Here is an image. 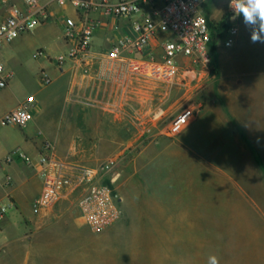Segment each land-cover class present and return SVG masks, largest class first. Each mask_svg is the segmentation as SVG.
I'll use <instances>...</instances> for the list:
<instances>
[{
    "label": "crops",
    "instance_id": "1",
    "mask_svg": "<svg viewBox=\"0 0 264 264\" xmlns=\"http://www.w3.org/2000/svg\"><path fill=\"white\" fill-rule=\"evenodd\" d=\"M69 1L61 6L57 0H41L51 21L38 25L35 34L58 39L60 49L54 56L44 48L35 52V57L46 59L31 69L40 78L42 93L46 92L41 96L14 95V102L12 93L0 89L1 126H5L2 117L24 103L33 102L34 116L15 135V145L0 140V161L16 148H22L33 159L32 165L14 161L0 171V203H14L0 231V264H78L80 245L84 248L89 240L94 241L93 230L83 224L73 203H59L52 209L34 207L43 190L39 155L44 140L55 145L60 158L94 167L121 148L114 136H126L134 129L136 119L160 109L174 117L185 102L178 95L181 89H174L169 97L166 89L160 90L153 81L132 77L126 66L110 55L116 41L139 38L134 25L150 17L155 8H162L164 0H137L141 11L128 20L102 9L83 11ZM83 1L101 5L103 0ZM10 2L25 8L24 0ZM227 4L228 0H212L207 5L208 14L220 20ZM8 16L9 6H0V24ZM85 18L99 22L90 56L59 65L53 58L76 45L65 35L67 24ZM30 34L18 40L35 37H28ZM171 38L169 32L156 28L147 45L123 56L163 61L165 44ZM221 48L217 47V57ZM39 50L43 55H37ZM18 54L19 48L12 43L0 52L7 87L16 78L15 70L23 69ZM179 61L183 66L192 65L184 57ZM4 63L14 70H7ZM42 72L52 80L49 91L42 84ZM196 78L203 85L195 96L203 105L202 112L178 137L154 134L152 142L140 146L133 161V176L139 182L150 183L154 213L156 207L166 208L168 213L174 207L177 213H185V206L206 205L207 186L213 183L218 212H236L232 208L242 201L241 205L264 214V63L219 61L211 73L199 71ZM194 90L188 89L189 96ZM125 158L123 155L120 162Z\"/></svg>",
    "mask_w": 264,
    "mask_h": 264
},
{
    "label": "built area",
    "instance_id": "2",
    "mask_svg": "<svg viewBox=\"0 0 264 264\" xmlns=\"http://www.w3.org/2000/svg\"><path fill=\"white\" fill-rule=\"evenodd\" d=\"M157 0H143L144 3H154ZM212 0H164L162 8H155L150 17L134 25L139 38L131 41L123 39L113 45L111 57L123 63L127 71L135 79H148L157 87L166 89L168 96L174 89L183 91L184 104L179 112L170 117L163 109L149 113L146 117H139L133 125L138 146H145L154 140L153 135L174 139L178 137L202 112V103L196 101L195 96L203 89L201 80L196 73L204 71L211 73L213 58L211 52L212 29L208 21L207 5ZM64 6L68 0H57ZM73 5L83 11L105 10L106 13L121 19H131L141 11V3L137 0H119L111 4L103 0L101 5H93L91 1L70 0ZM227 4V10L221 17L229 19V26L221 32L225 48H232L239 37L243 24L242 17H234L233 10ZM25 8L12 4L10 0H0V6H9V16L0 24V52L13 43L19 36L29 33L35 26L51 21V15L41 0H24ZM220 19V20H221ZM98 21L85 18L78 23H68L65 35L76 42L75 47L67 53L60 54L53 59L59 64L70 60H82L89 57L91 41ZM163 29L170 33L171 39L165 44L163 61L156 62L149 59L126 58L124 52H133L148 44L155 29ZM43 55V51H37ZM187 58L191 66H183L179 59ZM42 84L52 83L50 77L41 73ZM8 86L5 69L0 64V89ZM195 87L193 96H189L188 89ZM32 106L28 103L6 113L1 123L5 126L26 128L33 120ZM120 156L110 157L97 167H91L58 156L55 145L49 140L41 144L39 155V176L43 181V190L34 203L40 209H52L59 203L71 202L77 207L83 224L93 231L105 230L113 227L123 218L122 201L115 193V183L121 176L116 168ZM20 161L32 165L33 159L22 148L12 150L2 161L0 171L4 166ZM14 203H0V231Z\"/></svg>",
    "mask_w": 264,
    "mask_h": 264
},
{
    "label": "rangeland",
    "instance_id": "3",
    "mask_svg": "<svg viewBox=\"0 0 264 264\" xmlns=\"http://www.w3.org/2000/svg\"><path fill=\"white\" fill-rule=\"evenodd\" d=\"M210 18L219 20L214 16ZM39 27L35 26L28 36L34 38L27 41L16 38L12 43L20 50L17 56L23 69H16V78L1 91L12 93L14 102V95L28 97L40 93L41 96L46 92L42 93L40 78L31 70L46 62L44 57H35L36 50H50L52 56L60 52L58 39L35 34ZM223 44L221 37L217 47L222 48L219 57L215 55L213 66L219 61L264 63V44L251 42L250 31L244 23L236 44L232 48H225ZM53 65L56 67L55 63ZM4 66L7 70L13 68L9 63H4ZM47 88L49 91L52 86ZM21 129L0 124V140L9 146L15 145V135ZM114 138L121 148L109 157L126 155V161L122 160L116 168L121 176L114 186L116 195L124 198L121 203L123 218L111 228L93 231L94 241L89 240L84 248L80 245L78 264H209L212 256L217 258L218 264H264L262 212L252 206L241 205L242 201L238 207L232 208L236 212H218L220 208L214 204L213 183H208L206 205L185 206L182 208L185 213H177L174 207L169 209V213L166 208L156 207L154 213L150 183L139 182L133 176V161L139 152L136 153L139 146L135 131L130 129L126 136L117 134ZM130 161L131 165L125 164ZM10 214L11 210L8 216Z\"/></svg>",
    "mask_w": 264,
    "mask_h": 264
},
{
    "label": "clouds",
    "instance_id": "4",
    "mask_svg": "<svg viewBox=\"0 0 264 264\" xmlns=\"http://www.w3.org/2000/svg\"><path fill=\"white\" fill-rule=\"evenodd\" d=\"M234 19L242 17L243 23L250 31L252 43L264 44V0H230ZM209 264H218L215 256L209 258Z\"/></svg>",
    "mask_w": 264,
    "mask_h": 264
},
{
    "label": "trees",
    "instance_id": "5",
    "mask_svg": "<svg viewBox=\"0 0 264 264\" xmlns=\"http://www.w3.org/2000/svg\"><path fill=\"white\" fill-rule=\"evenodd\" d=\"M210 28L212 29V43H211V52L213 62H215V53L217 51V45L221 38V32L229 26V19L224 16L221 20H213L208 17Z\"/></svg>",
    "mask_w": 264,
    "mask_h": 264
},
{
    "label": "water",
    "instance_id": "6",
    "mask_svg": "<svg viewBox=\"0 0 264 264\" xmlns=\"http://www.w3.org/2000/svg\"><path fill=\"white\" fill-rule=\"evenodd\" d=\"M119 201H120V202L122 201V198H121V197H119Z\"/></svg>",
    "mask_w": 264,
    "mask_h": 264
}]
</instances>
